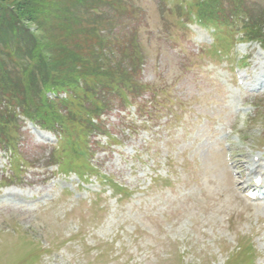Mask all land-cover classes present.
<instances>
[{
    "label": "rangeland",
    "instance_id": "1",
    "mask_svg": "<svg viewBox=\"0 0 264 264\" xmlns=\"http://www.w3.org/2000/svg\"><path fill=\"white\" fill-rule=\"evenodd\" d=\"M181 2L192 6L180 0H105L73 26L96 28L106 46L120 42L124 62L128 55L135 59L137 76L134 87L109 89L115 93L106 96L109 108L96 122L101 131L78 138L82 149L74 142L79 148L67 153L73 156L68 166L63 150H56L58 132L54 136L22 115L16 121L15 109L6 110L11 117L5 114L8 123L0 128V264H264V203L232 189L225 164L230 152L238 158L236 151L264 162V92L242 91L240 100L228 103L220 85L227 89L233 75L214 54L224 43L232 67L264 77V50L257 42L264 41V29L259 40L252 38L264 22V0L203 5L202 14L217 23L209 28L175 12ZM78 4L71 0L67 7ZM46 29L56 44L64 42L60 30ZM30 30L46 38L42 28ZM81 39L87 49L97 44ZM69 142L63 138L60 145ZM9 147L26 169L10 166ZM86 164L95 171L87 185L76 172L60 171ZM102 179L133 195L117 202L109 190L99 193ZM7 193L27 200L9 205L1 199Z\"/></svg>",
    "mask_w": 264,
    "mask_h": 264
},
{
    "label": "trees",
    "instance_id": "2",
    "mask_svg": "<svg viewBox=\"0 0 264 264\" xmlns=\"http://www.w3.org/2000/svg\"><path fill=\"white\" fill-rule=\"evenodd\" d=\"M74 1L79 4L67 7L71 0H0V128L8 123L3 117L6 110L18 109L41 127L58 132L72 142L62 148L68 162L73 156L66 155L75 148L74 142H79L78 138L87 137L93 130L101 131V126L93 124L91 119L99 120L102 111L109 108V101L105 102L109 92H116L128 83L134 87L132 80L137 76L135 59L128 55L124 62L120 42L113 45L109 42L106 46V39L96 28L73 30V26L89 17L88 8H98L105 0ZM211 2L217 0H197V5L195 3L202 19H207L202 14L203 5L206 9ZM62 3L67 5L62 6ZM97 8H91V11L96 14ZM260 23V31L257 29L258 33L252 36L254 40L262 37L264 22ZM31 27L34 30L57 28L64 34V42L56 44L55 36L46 35L47 29L45 39L44 35L37 37L31 33ZM81 35L95 39L96 46L82 47ZM65 42H72V46L79 43L83 49L76 48L78 45L68 48ZM132 50L135 51L133 46ZM115 52L119 55H114ZM108 54L114 56L111 58ZM110 62L114 64H108ZM51 90L56 94L66 93V99L49 101L44 93ZM11 112L12 119L17 121L15 110ZM81 143L82 140L78 145ZM68 162H65L66 166Z\"/></svg>",
    "mask_w": 264,
    "mask_h": 264
},
{
    "label": "bare ground",
    "instance_id": "3",
    "mask_svg": "<svg viewBox=\"0 0 264 264\" xmlns=\"http://www.w3.org/2000/svg\"><path fill=\"white\" fill-rule=\"evenodd\" d=\"M243 78H245V79H247V77L245 76H242ZM260 81V80H259ZM249 85H251V84H249ZM45 138H48V136H44ZM247 163V165H246V170L249 172V173H251V172H253L254 170H256V168L257 167H255L252 163H250V162H246ZM256 177H258V176H256ZM8 195H10V196H15V195H11V194H8Z\"/></svg>",
    "mask_w": 264,
    "mask_h": 264
}]
</instances>
